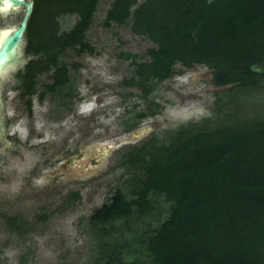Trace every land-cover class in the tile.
<instances>
[{"label": "trees", "instance_id": "16d2710c", "mask_svg": "<svg viewBox=\"0 0 264 264\" xmlns=\"http://www.w3.org/2000/svg\"><path fill=\"white\" fill-rule=\"evenodd\" d=\"M32 1L24 55L34 59L16 74L15 89L29 116L35 95L57 97L70 111L77 92L62 58L92 52L86 35L99 0ZM66 16L76 20L63 30ZM128 23L151 47L144 60L122 56L133 65L123 87L138 89L145 103L125 132L159 114L150 95L176 66H204L225 89L211 116L120 154L129 176L89 216L94 246L82 264H264V104L244 110L245 99L264 95V0H111L103 25ZM23 224L8 219L13 230Z\"/></svg>", "mask_w": 264, "mask_h": 264}, {"label": "rangeland", "instance_id": "374dc122", "mask_svg": "<svg viewBox=\"0 0 264 264\" xmlns=\"http://www.w3.org/2000/svg\"><path fill=\"white\" fill-rule=\"evenodd\" d=\"M110 2L99 0L87 32L92 52L69 50L63 55L77 92L70 111L58 107L57 97L45 96L40 102L35 95L29 116L15 89L14 72L2 81L7 132L16 142L8 148L0 141V264H82L94 246L87 231L89 216L129 176L118 165L120 154L152 136L165 140L180 125L211 116L215 95L225 89L212 84L211 71L204 66H176L179 72L150 95L159 114L125 132V121L145 103L138 99V89L123 87L133 65L132 58L122 56L144 60L151 43L132 34L129 23L105 27ZM21 15L0 13V31L17 26ZM75 20L61 18V29H70ZM47 80L45 74L39 78L38 91ZM263 97L245 99L244 110L249 102L264 104ZM74 110L82 116L71 119ZM14 217L24 220L18 231L8 225Z\"/></svg>", "mask_w": 264, "mask_h": 264}, {"label": "water", "instance_id": "95a60500", "mask_svg": "<svg viewBox=\"0 0 264 264\" xmlns=\"http://www.w3.org/2000/svg\"><path fill=\"white\" fill-rule=\"evenodd\" d=\"M21 11L22 15L17 26L0 31V90L3 80L9 79L8 74L23 68L34 57H24L26 44L25 32L33 11L32 0H0V13ZM4 113L0 93V141L5 147L10 146L6 139Z\"/></svg>", "mask_w": 264, "mask_h": 264}, {"label": "flooded vegetation", "instance_id": "af4514ba", "mask_svg": "<svg viewBox=\"0 0 264 264\" xmlns=\"http://www.w3.org/2000/svg\"><path fill=\"white\" fill-rule=\"evenodd\" d=\"M24 57H27V56H25L24 55ZM23 68H24V66H23ZM23 68H19V69H17L15 72H14V75H15V79L13 78V81H16V74L18 73V71L19 70H21V69H23ZM64 108V107H63ZM79 109V108H78ZM64 110H67L66 108H64ZM82 116V111H78V110H74L73 111V113H72V115H70V118L71 119H74L75 117H77V116ZM6 125H8V122L7 121H5V118H4V127H5V132H6V139L8 140V142L10 143V146H8V148H11L13 145H14V143L16 142V137L15 136H12V135H10V134H8V132H7V127H6ZM137 128V127H136ZM136 128H134V129H136ZM133 129V130H134ZM130 132V131H129ZM2 142V141H1ZM2 145L4 146V143L2 142Z\"/></svg>", "mask_w": 264, "mask_h": 264}]
</instances>
